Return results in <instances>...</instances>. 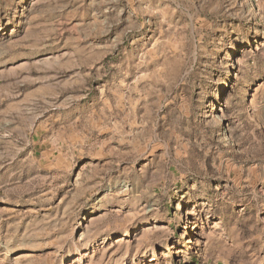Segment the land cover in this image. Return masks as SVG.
Listing matches in <instances>:
<instances>
[{"label": "rangeland", "instance_id": "374dc122", "mask_svg": "<svg viewBox=\"0 0 264 264\" xmlns=\"http://www.w3.org/2000/svg\"><path fill=\"white\" fill-rule=\"evenodd\" d=\"M0 264H264V0H0Z\"/></svg>", "mask_w": 264, "mask_h": 264}]
</instances>
